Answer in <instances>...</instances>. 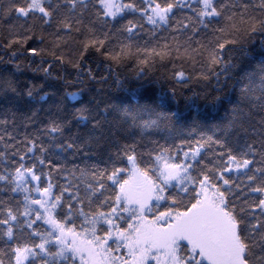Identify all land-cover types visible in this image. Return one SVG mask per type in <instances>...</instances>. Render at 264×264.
I'll return each mask as SVG.
<instances>
[{
	"label": "snow or ice",
	"instance_id": "1",
	"mask_svg": "<svg viewBox=\"0 0 264 264\" xmlns=\"http://www.w3.org/2000/svg\"><path fill=\"white\" fill-rule=\"evenodd\" d=\"M130 59L171 88H128ZM68 65L88 103H17ZM0 66V264H264V0H0ZM25 67L45 85L20 86ZM213 80L238 93L219 123L174 106Z\"/></svg>",
	"mask_w": 264,
	"mask_h": 264
},
{
	"label": "trees",
	"instance_id": "2",
	"mask_svg": "<svg viewBox=\"0 0 264 264\" xmlns=\"http://www.w3.org/2000/svg\"><path fill=\"white\" fill-rule=\"evenodd\" d=\"M151 26L146 25V28L150 29ZM168 32L166 31H159L157 34V39L152 40L149 36H143L140 43L143 44L145 40L148 41V46H153L159 43H164L163 37L168 36ZM258 43L259 40L256 41V46L249 44V50L253 52V55L257 56L258 59ZM241 61H237V63H240ZM246 62V58H245ZM167 63V61L165 62ZM255 63V62H254ZM9 69H11V65L8 66ZM95 67V65H93ZM168 69L171 68V65H167ZM184 68L189 73L198 72L200 70L199 65H197L195 68H193L189 64H185ZM3 66H0V73H2ZM137 70V62L135 59H130L124 67L116 69L119 75V79L122 82H125L126 86L128 88L132 87H138L142 85L141 88L142 93H147L149 95H155L159 93L162 90H168L171 88V84L169 81L164 79L165 75V68H162L160 63L157 62L154 65L153 70L148 71L147 74L140 79H137L135 76V72ZM219 71V69H217ZM107 70H105L106 73ZM3 75H8V73H2ZM64 80H55V79H49L48 84L51 85V87L45 85V81L43 80V74H36L34 76L31 69L25 67L21 72L15 73L16 79L19 81L20 86L26 85L30 82H35L37 85H45L44 86V92L48 93V96L45 97V100H39V97H37L36 101H28L27 98H23L17 101L18 104L21 106H24L27 103H32L34 107L39 108L43 106L44 108L49 107L50 105L60 102L62 107H66L68 109H74L76 107H80L82 104L88 103L92 99V96L94 94L93 92V86L88 82L87 79L84 80L83 83H79L77 81V74L76 71L71 68L70 65L67 66L65 71H62L60 73ZM55 75V73H54ZM115 77L112 78L109 85L106 86L107 92L113 96V97H122L127 96L128 93L124 91V89L118 88L115 84ZM224 77L221 76V80H223ZM100 85H95V88H99ZM219 86L215 83V80H213L212 84L204 87L202 84H198L195 81L188 85V89H179L176 100L174 101V106H177L184 114L185 116L191 115L195 111L196 108H199L200 114L205 117H214L215 119L211 120V123H219L221 118L226 116L225 108L223 106H220L217 104L216 109L214 110L212 108V105L215 103V97L220 96L223 97L225 95L229 96L232 99H236L238 93L233 91L231 83L228 84L227 89H221L220 91H216L215 89ZM77 93V96L75 99H70L68 97V93ZM40 95H43V93H40ZM191 98L190 100L186 98ZM131 97L129 96V99ZM189 104V108H185V105ZM229 109L232 107V105H226ZM230 119L231 116H228ZM213 132L216 133V135H222L223 132L219 129H213L209 128L206 129L207 135H212ZM157 138V137H154ZM80 164L79 160H73L68 164V167H71L72 164ZM57 180L60 183H63V179L60 177H57Z\"/></svg>",
	"mask_w": 264,
	"mask_h": 264
}]
</instances>
